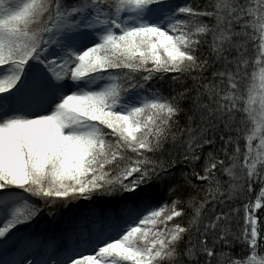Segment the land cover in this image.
<instances>
[{
	"label": "snow or ice",
	"instance_id": "snow-or-ice-1",
	"mask_svg": "<svg viewBox=\"0 0 264 264\" xmlns=\"http://www.w3.org/2000/svg\"><path fill=\"white\" fill-rule=\"evenodd\" d=\"M262 200L264 0H0V264H264Z\"/></svg>",
	"mask_w": 264,
	"mask_h": 264
},
{
	"label": "trees",
	"instance_id": "trees-1",
	"mask_svg": "<svg viewBox=\"0 0 264 264\" xmlns=\"http://www.w3.org/2000/svg\"><path fill=\"white\" fill-rule=\"evenodd\" d=\"M177 2H178V3H183L184 0H177ZM195 2H196V3H203L204 0H195ZM226 178H227V177H224V179H226ZM258 191H259V186H258V185H254V186H253V191H252V193L250 194V199H252V200L254 201L255 198H256V196H257ZM245 202H246V201H245ZM83 204L85 205V208H84V209H81L80 211L86 210L87 207H88L87 202H82V201H80V205H83ZM47 216H48V214L45 213L42 217H47ZM45 220H46V219H45ZM47 223H48V221H44L43 219L41 220V225H40V227H41L42 230L45 228V225H47Z\"/></svg>",
	"mask_w": 264,
	"mask_h": 264
},
{
	"label": "rangeland",
	"instance_id": "rangeland-1",
	"mask_svg": "<svg viewBox=\"0 0 264 264\" xmlns=\"http://www.w3.org/2000/svg\"><path fill=\"white\" fill-rule=\"evenodd\" d=\"M261 203L264 204V200H262Z\"/></svg>",
	"mask_w": 264,
	"mask_h": 264
}]
</instances>
